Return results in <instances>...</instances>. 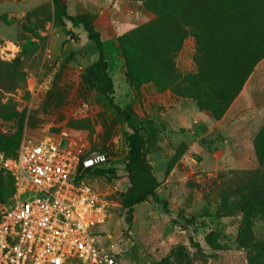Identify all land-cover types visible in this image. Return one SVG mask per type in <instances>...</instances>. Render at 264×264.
Listing matches in <instances>:
<instances>
[{"label":"rangeland","instance_id":"374dc122","mask_svg":"<svg viewBox=\"0 0 264 264\" xmlns=\"http://www.w3.org/2000/svg\"><path fill=\"white\" fill-rule=\"evenodd\" d=\"M183 3L69 0L72 14L88 15L101 31L113 103L132 108L141 129L156 197L136 204L129 223L123 197L133 131L87 82L99 58L95 42L83 27L60 23L53 0H0V60L19 59L25 71L2 98L18 115L0 118V205L13 191L6 159L23 141L55 138L81 150L85 182L108 200V219L95 232L116 264H264V135L256 145L264 126V57L251 61L220 116L191 91L175 92V84L200 72L194 22L179 23L182 41L166 39ZM258 51L253 44L239 60L250 62Z\"/></svg>","mask_w":264,"mask_h":264},{"label":"trees","instance_id":"16d2710c","mask_svg":"<svg viewBox=\"0 0 264 264\" xmlns=\"http://www.w3.org/2000/svg\"><path fill=\"white\" fill-rule=\"evenodd\" d=\"M53 2L56 17L60 23L83 27L88 33V37L95 42L99 58L87 69L86 79L92 87L109 97L113 103L115 86L109 74V63L105 55L101 31L96 28L88 15L72 14L69 9V0H53ZM243 5L244 9L242 10ZM175 19L166 39L168 41L176 40L179 36L182 41L186 37V33H183L184 29L179 23L190 19L197 27L196 36L201 53L197 55L200 72L196 76L188 77L187 83L184 85L175 84L173 90L181 94H188L191 91L192 93H190L201 106L214 113H219L218 116H220L226 112L242 89L254 61L264 57V1L247 5L244 0H184ZM257 34L262 36L259 41L256 40ZM253 44L260 48L257 57L251 58L250 62L240 61V54ZM22 67L23 63L19 59L12 62L0 60V88L3 90L0 91V118H16L18 115L6 110L7 104L3 103L2 98L4 92H13L24 80L25 71ZM166 68L168 75H172L173 67L167 63ZM207 101H209L208 104H203ZM114 107L119 117L133 131L128 136L129 162L127 171L130 186L123 197V207L126 210L127 221L130 223L133 218L134 206L146 201L151 195L156 197L152 188L154 179L142 152L144 142L132 108H122L117 104H114ZM263 135L264 126L256 138L258 147L261 145L259 142ZM260 163L259 172L264 169V159L260 160ZM84 165L85 163L82 161L81 169ZM12 179L11 196L14 193L13 176ZM0 188L2 187L0 186ZM11 196L5 202H9Z\"/></svg>","mask_w":264,"mask_h":264},{"label":"built area","instance_id":"2783aa9c","mask_svg":"<svg viewBox=\"0 0 264 264\" xmlns=\"http://www.w3.org/2000/svg\"><path fill=\"white\" fill-rule=\"evenodd\" d=\"M5 163L14 193L0 205V264H116L95 232L109 203L85 182L81 150L55 138L26 140Z\"/></svg>","mask_w":264,"mask_h":264},{"label":"water","instance_id":"95a60500","mask_svg":"<svg viewBox=\"0 0 264 264\" xmlns=\"http://www.w3.org/2000/svg\"><path fill=\"white\" fill-rule=\"evenodd\" d=\"M90 163H93L94 161H89Z\"/></svg>","mask_w":264,"mask_h":264}]
</instances>
